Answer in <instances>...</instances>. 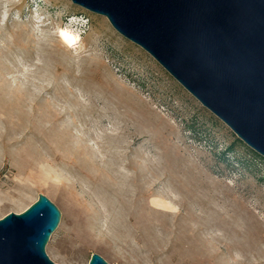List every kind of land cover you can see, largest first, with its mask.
Returning a JSON list of instances; mask_svg holds the SVG:
<instances>
[{"label": "rangeland", "instance_id": "obj_1", "mask_svg": "<svg viewBox=\"0 0 264 264\" xmlns=\"http://www.w3.org/2000/svg\"><path fill=\"white\" fill-rule=\"evenodd\" d=\"M39 194L58 264H264V157L106 17L0 0V218Z\"/></svg>", "mask_w": 264, "mask_h": 264}, {"label": "water", "instance_id": "obj_2", "mask_svg": "<svg viewBox=\"0 0 264 264\" xmlns=\"http://www.w3.org/2000/svg\"><path fill=\"white\" fill-rule=\"evenodd\" d=\"M106 17L264 157V0H71ZM61 210L39 194L0 218V264H58L46 245ZM89 264H111L93 253Z\"/></svg>", "mask_w": 264, "mask_h": 264}, {"label": "bare ground", "instance_id": "obj_3", "mask_svg": "<svg viewBox=\"0 0 264 264\" xmlns=\"http://www.w3.org/2000/svg\"><path fill=\"white\" fill-rule=\"evenodd\" d=\"M57 36L67 46L78 47L81 44L79 34L74 32V30H72L69 26L57 29Z\"/></svg>", "mask_w": 264, "mask_h": 264}]
</instances>
